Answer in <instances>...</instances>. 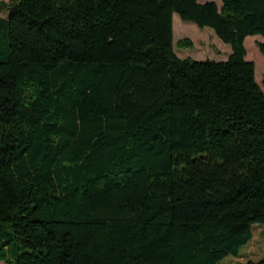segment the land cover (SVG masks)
Here are the masks:
<instances>
[{
  "label": "trees",
  "instance_id": "1",
  "mask_svg": "<svg viewBox=\"0 0 264 264\" xmlns=\"http://www.w3.org/2000/svg\"><path fill=\"white\" fill-rule=\"evenodd\" d=\"M4 3L0 260L238 255L264 225V90L245 48L264 38V0ZM174 12L211 27L227 58L179 57Z\"/></svg>",
  "mask_w": 264,
  "mask_h": 264
},
{
  "label": "rangeland",
  "instance_id": "2",
  "mask_svg": "<svg viewBox=\"0 0 264 264\" xmlns=\"http://www.w3.org/2000/svg\"><path fill=\"white\" fill-rule=\"evenodd\" d=\"M10 0H0V15L7 16V6L4 2ZM204 1V0H199ZM220 6L221 0H215ZM173 24V50L179 57H192L196 59H226L231 51V45L223 42L209 26L199 27L192 21H185L180 18L178 13L174 12L172 17ZM188 38L192 45L180 46L177 44L178 39ZM246 58L254 62L255 79L264 90L263 73H264V56L260 52L257 42L264 41L260 34L247 35L246 37ZM264 256V225L253 223L251 239L241 247L238 255L228 254L219 264H229L235 261L247 259H258ZM0 264H15L14 261Z\"/></svg>",
  "mask_w": 264,
  "mask_h": 264
}]
</instances>
